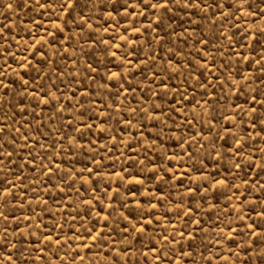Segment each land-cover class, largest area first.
Returning <instances> with one entry per match:
<instances>
[{
	"label": "rangeland",
	"instance_id": "obj_1",
	"mask_svg": "<svg viewBox=\"0 0 264 264\" xmlns=\"http://www.w3.org/2000/svg\"><path fill=\"white\" fill-rule=\"evenodd\" d=\"M0 264H264V0H0Z\"/></svg>",
	"mask_w": 264,
	"mask_h": 264
},
{
	"label": "snow or ice",
	"instance_id": "obj_2",
	"mask_svg": "<svg viewBox=\"0 0 264 264\" xmlns=\"http://www.w3.org/2000/svg\"><path fill=\"white\" fill-rule=\"evenodd\" d=\"M167 2V0H165V3ZM9 7H11V5H9Z\"/></svg>",
	"mask_w": 264,
	"mask_h": 264
}]
</instances>
